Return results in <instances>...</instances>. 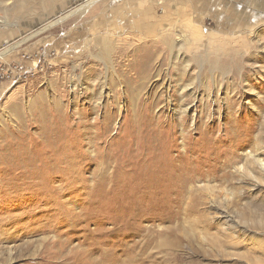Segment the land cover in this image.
<instances>
[{
    "label": "rangeland",
    "instance_id": "374dc122",
    "mask_svg": "<svg viewBox=\"0 0 264 264\" xmlns=\"http://www.w3.org/2000/svg\"><path fill=\"white\" fill-rule=\"evenodd\" d=\"M90 1L0 0V264H264V0Z\"/></svg>",
    "mask_w": 264,
    "mask_h": 264
},
{
    "label": "crops",
    "instance_id": "0c3cea01",
    "mask_svg": "<svg viewBox=\"0 0 264 264\" xmlns=\"http://www.w3.org/2000/svg\"><path fill=\"white\" fill-rule=\"evenodd\" d=\"M73 1L75 2V0H71V2H73ZM141 8L142 7L137 6V4L135 3L134 5H130L127 9H124L121 11L119 9H116V10L112 9V12H110V15H112V18L115 19L114 16H116V18H117L120 16V14H123L121 16H123L122 18H123L124 24H122L120 29L126 28L127 18H135L134 21H136L137 24L135 26L136 28H134L135 30L134 29L133 30L136 32L138 30L140 33L141 27H142V17H143V13H142ZM63 26L64 25L60 26V36L59 35L58 36L53 35L52 37H49L47 39L48 44H46V46H45L46 52H48V54H49L51 50L55 51L56 54H58V57L60 58L57 60H59L61 62L69 61L65 58L69 57V54L73 53L71 51H68V48H71L74 41H78V42L80 41L81 43L83 42V44H82L83 46L87 45L89 38L86 36V34L89 31V28L92 27L89 24L88 25L72 26L69 29L63 28ZM138 26L140 29L138 28ZM120 29H118L117 31H119ZM136 32H135V34H136ZM57 47H58V49H57Z\"/></svg>",
    "mask_w": 264,
    "mask_h": 264
},
{
    "label": "bare ground",
    "instance_id": "6f19581e",
    "mask_svg": "<svg viewBox=\"0 0 264 264\" xmlns=\"http://www.w3.org/2000/svg\"><path fill=\"white\" fill-rule=\"evenodd\" d=\"M97 1H99V0H92V1H90L89 2V4H88V6L87 7H90V6H92V5H94ZM151 2V1H150ZM196 2V1H195ZM161 4V3H160ZM188 6H190V5H188ZM193 6V5H192ZM200 7V6H199ZM192 8V7H191ZM190 8V9H191ZM193 9V8H192ZM200 9V8H199ZM151 13L152 12H150V13H146V14H148V15H151ZM148 17V16H147ZM120 21V20H119ZM56 24H57V21L56 22H52L51 23V25L50 26H47L45 29H44V31L45 30H48L49 28H52V27H54V26H56ZM137 24V23H136ZM140 25V24H139ZM120 26H121V24H120ZM131 26V25H130ZM136 26V25H135ZM154 26V25H153ZM150 27H152V25H150ZM132 28V27H131ZM138 28H139V26H138ZM140 29V28H139ZM145 29V28H144ZM40 32H38L37 34H35L33 37H35L36 35H38ZM31 38V37H30ZM27 40V39H26ZM25 40V41H26ZM25 41H23V42H25ZM22 42V43H23ZM77 42V41H76ZM5 43V42H4ZM99 43V42H98ZM19 44H21V43H19ZM18 44V45H19ZM18 45H15L14 47H12V48H9V49H7L6 51H3V52H1V54H0V59H2V58H4L5 57V55L8 53V52H10V51H12V50H14V48H17V46ZM57 49H58V47H57ZM71 50V49H70ZM37 52V51H36ZM72 52V51H71ZM70 59H71V57H70ZM52 65V64H51ZM34 69L35 70H37V68H39V65L37 64V63H35L34 64ZM35 74V73H34ZM37 75V74H36ZM185 112H187V110L185 111ZM183 123V122H182ZM249 163V162H248ZM258 163L261 165V167H262V170H264V163H262L261 161H259L258 160ZM39 164V163H38ZM159 165V164H158ZM30 166V165H29ZM247 166V165H246ZM33 169V168H32ZM148 169V168H147ZM243 169V171H245L246 169H245V167L244 168H242ZM39 176V175H38ZM37 176V177H38ZM9 178V177H8ZM168 178V177H167ZM153 180V179H152ZM161 180V179H160ZM3 181V180H2ZM43 185V184H42ZM156 185V184H155ZM11 187H12V185H11ZM166 187V186H165ZM41 188H42V186H41ZM0 189H1V187H0ZM36 189V188H35ZM42 191V190H41ZM11 192V191H10ZM28 193V192H27ZM7 194V193H6ZM38 194V193H37ZM36 194V195H37ZM45 195V194H44ZM35 198H36V196H35ZM45 198V197H44ZM47 198H48V196H47ZM50 198V197H49ZM38 199V198H37ZM46 199V198H45ZM57 200V199H56ZM33 201V200H32ZM53 201H54V199H53ZM43 202V201H42ZM52 202V201H51ZM55 204V203H54ZM56 205V204H55ZM59 205V204H58ZM54 207V206H53ZM29 211V210H28ZM27 213L28 212H22L21 214H20V216H16L17 217V221H16V223H17V228H15V230H9L8 231V233L6 234V235H11V234H15L16 233V231H17V229H19V228H24L26 225L25 224H22V221L26 218V215H27ZM29 217V216H28ZM12 219L13 218H10V220L9 221H12ZM8 222V221H7ZM10 223V222H9ZM5 235V236H6ZM11 238V237H10ZM60 242V241H59ZM65 251V250H64ZM64 251H62V252H64ZM61 252V251H60ZM85 252V251H84ZM83 252V253H84ZM10 253V252H9ZM79 253V252H78ZM64 254V253H63ZM76 254V253H75ZM53 255H55V254H53ZM66 255V254H65ZM85 255V254H84ZM83 255V256H84ZM134 254L133 253H131L130 251H124L123 252V257H125V259H127V261H129L131 258L132 259H134V256H133ZM64 256V255H63ZM73 256V255H72ZM87 256H89V254L87 255ZM12 257V255L10 254V256H9V259H8V262H13V259L11 258ZM53 257V256H52ZM58 257V256H57ZM76 257V256H75ZM78 257V256H77ZM80 257V256H79ZM103 257V256H102ZM105 257V256H104ZM122 257V256H121ZM66 258V257H65ZM71 258V257H70ZM74 258V257H73ZM101 258V257H100ZM88 259V258H87ZM105 259V258H104ZM152 259V258H151ZM41 260V259H40ZM89 260H91V259H89ZM81 261V260H80ZM102 261V260H101ZM93 262H94V260H93ZM77 263V262H76ZM87 263V262H86ZM96 263V262H95ZM139 264H141L140 262H138ZM74 264H75V262H74ZM78 264V263H77ZM92 264V263H91ZM136 264V263H135Z\"/></svg>",
    "mask_w": 264,
    "mask_h": 264
},
{
    "label": "built area",
    "instance_id": "2783aa9c",
    "mask_svg": "<svg viewBox=\"0 0 264 264\" xmlns=\"http://www.w3.org/2000/svg\"><path fill=\"white\" fill-rule=\"evenodd\" d=\"M15 72H16V71H15ZM13 74H14V75H13L11 78L14 79V78L17 77V76L22 77L23 75H26L27 73H26V74H23V73L16 74V73L13 72ZM15 74H16V75H15ZM1 77H2V79H3V75H1Z\"/></svg>",
    "mask_w": 264,
    "mask_h": 264
}]
</instances>
